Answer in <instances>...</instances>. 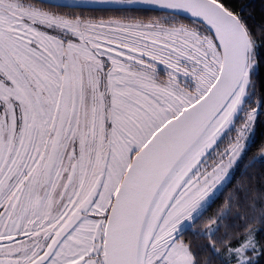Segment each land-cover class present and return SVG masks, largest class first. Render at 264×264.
Listing matches in <instances>:
<instances>
[{
    "label": "snow or ice",
    "instance_id": "1",
    "mask_svg": "<svg viewBox=\"0 0 264 264\" xmlns=\"http://www.w3.org/2000/svg\"><path fill=\"white\" fill-rule=\"evenodd\" d=\"M258 126L225 0H0V264H264Z\"/></svg>",
    "mask_w": 264,
    "mask_h": 264
},
{
    "label": "trees",
    "instance_id": "2",
    "mask_svg": "<svg viewBox=\"0 0 264 264\" xmlns=\"http://www.w3.org/2000/svg\"><path fill=\"white\" fill-rule=\"evenodd\" d=\"M225 2L228 3L229 7L235 10L242 9L245 17L249 18L250 25L255 26L264 20V0H225ZM86 14L104 17L131 15L142 17L145 20H147L148 17L157 15V13L142 9L125 11L88 9L86 10ZM261 136H264V126H258L257 129V140H259Z\"/></svg>",
    "mask_w": 264,
    "mask_h": 264
},
{
    "label": "water",
    "instance_id": "3",
    "mask_svg": "<svg viewBox=\"0 0 264 264\" xmlns=\"http://www.w3.org/2000/svg\"><path fill=\"white\" fill-rule=\"evenodd\" d=\"M95 9H98V10H115V9H112V8H100V7L95 8ZM133 9H136V8H133ZM142 10H145V9H142Z\"/></svg>",
    "mask_w": 264,
    "mask_h": 264
}]
</instances>
